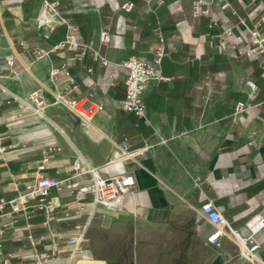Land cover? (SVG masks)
Returning <instances> with one entry per match:
<instances>
[{
	"label": "crops",
	"instance_id": "obj_1",
	"mask_svg": "<svg viewBox=\"0 0 264 264\" xmlns=\"http://www.w3.org/2000/svg\"><path fill=\"white\" fill-rule=\"evenodd\" d=\"M42 1L0 0V134L7 147L0 154V202L25 192L39 172L87 182L89 174L76 175V161L104 177L132 174L136 186L123 195L118 210L94 204L90 193L78 199L51 188L55 206L48 223L45 212L33 207L36 199L28 201L26 212L5 205L0 264H137L138 251L156 243L166 229L180 232L183 244L196 231L204 252L200 264H264V228L256 235L260 248L251 263L228 239L220 246L208 243L211 228L200 213L202 203L211 201L241 236L247 235L249 216L264 217V68L259 54L237 55L253 47L239 18L264 32V0H228L237 15L216 6L220 26L214 28L208 18L191 17L192 0L151 2L149 13L121 10L127 0H50L57 3L54 19L73 23L79 39L110 62L103 66L86 57L70 68L78 93L105 103L89 120L62 105L45 107L42 116L24 106L33 107L28 95L36 90L53 102L63 84L51 80V66L73 56L66 49L36 54L66 32L58 24L42 35L29 23ZM228 26L233 34L226 54L219 33ZM102 29L111 33L108 45L99 41ZM159 34L166 52L161 73L168 79L148 82L144 116L125 114L113 106L125 93L127 70L119 64L131 56L153 60ZM207 75L223 82L208 99ZM247 80L257 88L252 97ZM238 102L246 104L245 120L234 116ZM124 144L129 153L118 157ZM83 224L85 240L71 255L67 236Z\"/></svg>",
	"mask_w": 264,
	"mask_h": 264
},
{
	"label": "built area",
	"instance_id": "obj_2",
	"mask_svg": "<svg viewBox=\"0 0 264 264\" xmlns=\"http://www.w3.org/2000/svg\"><path fill=\"white\" fill-rule=\"evenodd\" d=\"M23 2L25 0H15ZM143 4L138 7L133 1L127 0L120 5V9L125 12H131L133 9L138 8L144 13L152 11L150 6L151 2L156 5L164 4V0H142ZM218 7L219 12H224L229 9L233 15H237L236 11L228 0H192L191 1V17L194 19L208 18L210 28L219 27L220 22L215 19V7ZM57 16V3L50 0H43L38 12L31 15L29 23L42 35H48L58 24L66 26L64 38L56 45L51 47L48 51L42 48L37 49V55L47 54L58 50H69L73 52V56L62 62H58L51 66L50 78L56 84L62 82V91H58L53 102L49 103L41 96L40 91L36 90L29 93L28 98L31 100L33 107L31 108L35 114L42 116V110L50 105H62L72 115L81 119L89 120L95 113L105 108V103L101 101H93L87 96L78 93V86L70 73V68L77 62H82L86 57L97 60L101 65L107 66L110 62L101 53L92 47L90 43L83 42L79 39L77 27L65 20H55ZM239 23L243 27V31L247 35L252 48L247 52L242 50L238 51V56L244 54H259L262 56V64L264 68V32L257 28V26L250 28L244 20L239 18ZM233 34L231 26L224 28L219 36L220 49L227 54L228 38ZM160 43L154 49V58L151 61H145L138 57L131 56L121 62L119 65L127 70L124 79L125 93L123 99L114 103L115 108H120L125 114H132L138 117L144 116L145 102L144 96L147 84L150 80H167L168 78L161 73V61L166 55L163 38L159 34ZM111 33L107 29H102L99 32V41L102 45H108L111 42ZM231 57V56H230ZM237 58V57H233ZM8 65L12 64V60L7 62ZM118 76V71L112 73L111 77ZM247 86L250 88V97H252L257 88L255 84L247 80ZM223 88L221 79H217L211 75H207L204 81L205 97L208 99L217 94L218 90ZM246 104L244 102L236 103L234 107V116L237 119L245 120L244 110ZM264 130V124L262 125ZM128 144H124L120 149V154L128 155ZM7 149L3 145L2 135L0 134V154ZM76 175L89 174V179L85 183H78L68 179L59 180L54 176H46L42 173H37L33 183L27 190L19 194L16 198L9 200H1L0 210L8 205L12 212L23 211L26 212L28 201L36 199L37 203L33 207L42 209L45 212L46 222L51 220L53 203L49 198V191L51 188H57L59 191H68L74 194L79 199L84 193H90L93 197L94 204H101L108 209L118 210L120 208L121 199L124 194L132 191L136 186L135 178L132 174L123 173L114 176H101L95 168L83 165L81 162H74L72 165ZM43 168V165L39 167ZM200 213L211 228L210 233L206 237V241L210 244L220 246L223 239L230 240L238 250V256L244 261L254 263L255 252L260 248V244L256 241V235L264 228V217L259 215H251L244 221V226L247 230L246 236H241L235 228H233L219 212L211 201L202 203ZM87 224L77 226L74 231L68 234L66 244L72 248L71 255L78 250L85 240ZM1 251V249H0ZM36 264H42L39 260Z\"/></svg>",
	"mask_w": 264,
	"mask_h": 264
},
{
	"label": "rangeland",
	"instance_id": "obj_3",
	"mask_svg": "<svg viewBox=\"0 0 264 264\" xmlns=\"http://www.w3.org/2000/svg\"><path fill=\"white\" fill-rule=\"evenodd\" d=\"M193 234L189 244H183L182 234L178 231L163 230L156 243L142 248L137 254V264H200L202 244L196 242ZM191 243V244H190Z\"/></svg>",
	"mask_w": 264,
	"mask_h": 264
},
{
	"label": "water",
	"instance_id": "obj_4",
	"mask_svg": "<svg viewBox=\"0 0 264 264\" xmlns=\"http://www.w3.org/2000/svg\"><path fill=\"white\" fill-rule=\"evenodd\" d=\"M52 203H53V206H55V199L54 198L52 199Z\"/></svg>",
	"mask_w": 264,
	"mask_h": 264
}]
</instances>
